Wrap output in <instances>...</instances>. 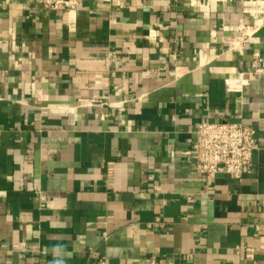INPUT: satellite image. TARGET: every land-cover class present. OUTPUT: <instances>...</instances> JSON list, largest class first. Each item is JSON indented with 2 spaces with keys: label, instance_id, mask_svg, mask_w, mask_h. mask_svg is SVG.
Wrapping results in <instances>:
<instances>
[{
  "label": "crops",
  "instance_id": "crops-1",
  "mask_svg": "<svg viewBox=\"0 0 264 264\" xmlns=\"http://www.w3.org/2000/svg\"><path fill=\"white\" fill-rule=\"evenodd\" d=\"M244 2L0 0V264H264V25L243 36ZM240 119L253 169L205 178L198 124Z\"/></svg>",
  "mask_w": 264,
  "mask_h": 264
},
{
  "label": "built area",
  "instance_id": "built-area-1",
  "mask_svg": "<svg viewBox=\"0 0 264 264\" xmlns=\"http://www.w3.org/2000/svg\"><path fill=\"white\" fill-rule=\"evenodd\" d=\"M44 8L52 10H73L79 7L81 0H39ZM244 13L251 15L249 22L241 20L237 27L244 37L251 36L264 25V0H245ZM253 60L259 68L261 57L258 52ZM251 79L241 83H228L231 90L240 89ZM256 147V126L240 119L238 121H201L196 131V142L192 150L185 153L193 157L196 169L205 178H214L227 173L236 178L250 172L254 166ZM97 264H110L103 256Z\"/></svg>",
  "mask_w": 264,
  "mask_h": 264
}]
</instances>
